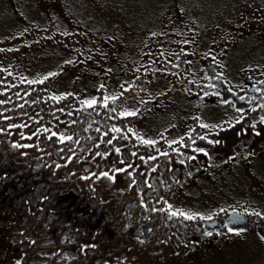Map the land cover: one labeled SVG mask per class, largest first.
<instances>
[{
    "label": "flooded vegetation",
    "instance_id": "af4514ba",
    "mask_svg": "<svg viewBox=\"0 0 264 264\" xmlns=\"http://www.w3.org/2000/svg\"><path fill=\"white\" fill-rule=\"evenodd\" d=\"M259 10L261 44L246 64L244 49L234 60L164 50L127 82L72 95L0 63V264H217L247 253L264 264V188L242 184L250 172L264 183ZM196 190L258 197L217 214L190 200Z\"/></svg>",
    "mask_w": 264,
    "mask_h": 264
},
{
    "label": "rangeland",
    "instance_id": "374dc122",
    "mask_svg": "<svg viewBox=\"0 0 264 264\" xmlns=\"http://www.w3.org/2000/svg\"><path fill=\"white\" fill-rule=\"evenodd\" d=\"M258 3L264 0H0V63L29 80H58L72 95L86 82L95 90L100 83L127 82L138 62L164 50L190 47L195 56L212 59L233 53L234 60L244 49L246 58L238 60L246 64L252 54L247 51L261 44L252 26L263 14ZM252 173L243 175L242 184L258 194L261 172ZM227 180L221 188L234 184ZM254 193L234 201L230 194L196 190L190 200L224 214L248 208L258 197ZM245 262L255 263L247 253L217 264Z\"/></svg>",
    "mask_w": 264,
    "mask_h": 264
},
{
    "label": "snow or ice",
    "instance_id": "6c2138e0",
    "mask_svg": "<svg viewBox=\"0 0 264 264\" xmlns=\"http://www.w3.org/2000/svg\"><path fill=\"white\" fill-rule=\"evenodd\" d=\"M134 113H128V115H133ZM145 143H152L151 141H145ZM117 151H119V149H117ZM105 175H107V174H105ZM173 215H176V213H173ZM181 215H184L183 213H181ZM188 219H192L193 217H191V216H188L187 217Z\"/></svg>",
    "mask_w": 264,
    "mask_h": 264
},
{
    "label": "water",
    "instance_id": "95a60500",
    "mask_svg": "<svg viewBox=\"0 0 264 264\" xmlns=\"http://www.w3.org/2000/svg\"><path fill=\"white\" fill-rule=\"evenodd\" d=\"M235 220H237V217L232 216V217H230V218L228 219V223H231V222H233V221H235Z\"/></svg>",
    "mask_w": 264,
    "mask_h": 264
},
{
    "label": "trees",
    "instance_id": "16d2710c",
    "mask_svg": "<svg viewBox=\"0 0 264 264\" xmlns=\"http://www.w3.org/2000/svg\"><path fill=\"white\" fill-rule=\"evenodd\" d=\"M2 13V12H1ZM28 14L30 13L29 11L27 12ZM2 15H4V13H2Z\"/></svg>",
    "mask_w": 264,
    "mask_h": 264
}]
</instances>
